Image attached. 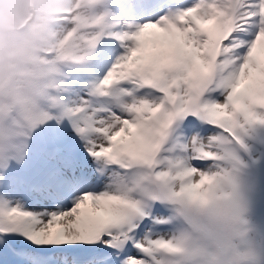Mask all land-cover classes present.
Listing matches in <instances>:
<instances>
[{
  "label": "rangeland",
  "instance_id": "374dc122",
  "mask_svg": "<svg viewBox=\"0 0 264 264\" xmlns=\"http://www.w3.org/2000/svg\"><path fill=\"white\" fill-rule=\"evenodd\" d=\"M39 1L36 0L37 3ZM97 1V14L113 9L112 0ZM137 1L124 4L130 8V11L126 16L127 22L123 26L125 31L126 28L131 27L130 25L136 27L135 32L141 35V39H132L134 41L131 40L132 43L126 45L125 48L118 47V52L112 50L109 52L103 47L101 49L87 44V38H92L97 30L95 29V31L93 28L80 30L78 28L82 18L85 20L90 18L89 12L85 8V0H79L74 11L68 18H65L67 21L59 20L53 24L51 28L52 51L44 53L41 50L40 41L32 34L27 33L42 27L46 22L47 15L41 11H33L31 18L26 21V18L20 13L11 12V7L7 10L6 5L9 0H0V65H4V70L0 74V264H15L12 255L24 257V264H77L78 261H81L79 259H85L82 260L85 262L84 264L116 263V257L118 259L121 250L125 248L123 246L127 236L133 235L130 224L134 219V214L127 208L126 200L133 193L139 192L142 182L144 184L148 182L149 185L152 182L156 183L154 173L157 165L155 160L159 156L158 154L164 152L165 146V143L162 144L165 140V138L162 139L164 135L162 130L160 127L154 128L155 134L151 143L155 145L151 147V159L147 163L131 154L122 136L113 139L112 131L115 132L118 128L108 125L109 120L105 118V115L100 119L97 118L96 128L94 131L92 130L95 132L94 136L92 137L91 132L89 137L82 138L80 133L71 126L64 127L66 120L61 117L60 103H57L59 96L54 90V85L60 84L62 88L67 89L66 93H62L61 96L64 99L65 97L66 99L70 98L69 105L77 106L84 96L81 95L83 92L81 82L75 83L77 78H71L75 69L86 66L88 72L93 71L96 74V70L99 72L104 66L105 72L101 78L108 93L115 92L119 88L126 91L133 90L135 87L145 84L146 79L153 81L156 85L154 75L157 69V72L162 70L166 76L167 84H169L166 85L170 91L175 88L174 81H178L181 88V101H185L184 104H187L192 100L191 90L196 86L197 65L200 64L203 72L211 68L210 61L217 41L214 35L204 32L202 26L194 22L186 20L183 24H189L192 29V34L188 38L183 37V32L176 24L173 26L175 30L171 33L168 30L169 24L174 23L175 12L183 15L186 11L183 8L188 6L187 3L198 1L190 9L197 5L195 6L197 10L195 16L199 18L203 16L205 20H208L212 14H217L218 8H220L217 7L218 4L228 7L229 3V0H217V2L214 0L215 5H213L207 3L212 0H202L203 2L188 0L187 3L179 5L177 8L179 11H177V9L169 10L174 8L173 6L154 0L152 3L162 4L158 14L155 13L157 7L146 8L149 2L146 4L144 0ZM134 5L137 9L133 7ZM140 6L145 7L139 9ZM167 10L169 11L167 16L163 17ZM245 10L242 8L240 12L244 13ZM206 12H210V16L205 17ZM225 16H222L217 22L221 28L227 22V16ZM209 21L211 22V19ZM23 24L27 26L22 28ZM179 35H181V39L178 38ZM173 39L185 47L184 57L180 63V65L182 63L184 65L178 67L174 74L170 72V42ZM221 43V55L217 60L218 69L223 68L229 59L233 58V54L230 52L232 44L224 40ZM69 44L73 45L72 53L69 56L82 57L83 64L73 65L65 57V54L72 49L67 48ZM248 47L249 45L244 49V53L250 52L251 48ZM75 60L77 58H74ZM259 60L260 66H255L244 77L246 79L243 78L248 96L254 98V100L247 99L250 103L252 101L264 103V57ZM79 63H81L80 60ZM102 64L105 65L102 68L99 67ZM157 72V82H159L160 77ZM82 78L81 81L85 85L91 81L90 75ZM172 80L174 84L172 82L170 85ZM8 88L9 91H6ZM114 101H116L117 110L124 108L119 98H114ZM161 103L162 99L158 96V99L155 100V107H159ZM88 113H91V110H88ZM144 118L146 119V116L142 115L126 119H130L134 124L144 121ZM53 121L57 122V130L61 129L60 133L52 130L50 123ZM214 122L215 120L211 123L221 132L230 136V128L217 126ZM245 127L250 128L249 132L254 135V140L258 144L262 140L264 141L262 133L257 128L239 123L240 131L246 132ZM205 130V128L203 130L200 128V131ZM173 131L167 132V137L171 136ZM55 134L64 137L62 139L64 141L65 139L82 140L78 143L83 146V149L79 150L89 152L87 158L85 157L84 164L75 173L69 174L68 167L63 169L64 164L52 157L53 153L50 148L52 145L49 142L52 141ZM59 136L57 137L59 138ZM74 136L78 139H75ZM106 136L111 139L106 140ZM181 137L172 135L171 141L174 147L178 148L183 145L184 138ZM169 140L167 138L168 143ZM108 146L111 148L107 153ZM111 156H115V158L109 159L108 157ZM176 160L177 158L174 156L172 161L175 163ZM60 170L63 172H59ZM49 182L60 187V190L57 191L59 196L50 189ZM262 189L264 190L263 187ZM155 200L152 204L153 208L154 205H167L162 207H168L173 203L167 197H157ZM263 209L264 207H258L255 204L247 208L245 213L250 216L248 219L244 217V214H242L243 216L235 215V219H233L234 216L231 219L225 216L216 218L214 222L212 221V225L210 223L211 230L216 234L222 232L225 234L226 240L221 243L216 238L214 239L215 255L210 256L207 250L197 247L195 250L178 254V258L174 259L172 264H264ZM154 212L156 213L153 219L164 217L166 213L164 209L161 214L157 213L158 211ZM179 214L195 233L209 237L215 235L210 234L211 232H208L203 224L188 215L184 209L179 210ZM146 219L148 220V218ZM71 223H77L80 226L68 230L61 237H59L61 232L55 234L58 227H67ZM148 224H144V231L152 232L150 231L152 228L155 230ZM39 229L54 233L53 235L48 234L50 246L54 247L50 250L42 247L40 251L31 252L26 246L27 239L30 234V237L32 235L33 239L40 243L38 239H44V235L39 232ZM250 232L257 233L259 241L261 240L260 242L263 244L262 247H259L261 250L251 248L244 243ZM137 238L139 242V237L137 236ZM238 242L250 252L240 247ZM99 243L109 245L100 248ZM139 247L128 248L126 254L120 257L119 262L143 259L146 255ZM44 251H49L51 254L50 261L45 258V254L42 253Z\"/></svg>",
  "mask_w": 264,
  "mask_h": 264
},
{
  "label": "bare ground",
  "instance_id": "6f19581e",
  "mask_svg": "<svg viewBox=\"0 0 264 264\" xmlns=\"http://www.w3.org/2000/svg\"><path fill=\"white\" fill-rule=\"evenodd\" d=\"M144 1L146 4L149 2L146 8L157 7L155 13H160L162 4L152 3L154 0ZM213 1L207 3L215 5ZM215 1L217 2V0ZM185 2L187 3L188 0H185ZM197 2L187 3L188 6L183 8L186 11L181 15L179 21L176 20V16L180 14L175 12L173 26L176 24L181 32H183V37L188 38L192 34V29L189 24L183 25L185 21L201 25L202 30L210 33V35H214L217 41L212 57H215L217 52H221V41L224 40L232 44L230 52H232L233 58L229 59V62L220 69L217 68L218 61L212 59L211 68L206 70V72L201 70L200 64L197 65L196 86L191 90L193 97L189 103L184 104L185 101H181V95L177 94V91L180 90L177 80L174 81L176 94H171V91L168 89L169 87L166 85V76L162 70L157 72L161 81L159 79L156 85L153 81H147L146 79L145 84H141V86L135 87L133 90L129 89L126 91L123 88H119L115 92L108 93L101 78V75L105 72L103 66L105 64L99 66L101 68L103 66V68L99 72L96 70V74L93 71L88 72L86 66L75 69L71 78H77L74 81L75 83L77 81L81 82V89L83 91L81 95L84 96L77 106L69 105L68 101L70 98L66 99L65 97L64 99L61 96L62 93H66V90L60 84L54 85V90L59 96V99L56 100L57 103H60L59 111L62 115L61 117L66 120L65 125L71 126L75 131L80 133L82 138L89 137L91 132L93 137L97 118L100 119L105 115V118L109 120L107 124L118 128L115 132L112 131L114 135L113 139L122 136L131 154L134 157H139L144 163L151 159L150 150L155 145L151 143V140H153L152 137L154 138L155 127H160L162 130V134H164L162 139L165 138L166 140L167 130H175L172 134L173 137L179 135V137L182 136V139L184 138L183 145L178 148L174 147L171 141L172 135L168 136V139H170L169 143L164 140L162 143H165L164 152L158 154L159 156L155 160L157 165L154 173L156 183L152 182L149 185L148 182L146 184L142 182L141 187L139 186V192H135L132 196L127 197V208L130 211L132 210L134 214V219L130 224L133 235L127 236L123 246L125 248L121 250L118 259L116 257V263L112 262L111 264H172V261L178 258V254H182L188 250H195L197 247L207 250L210 256H213L215 255L214 239L216 238L222 243V241L226 240V236L222 232L217 234L213 232L210 223L212 225L216 218L222 216L228 219L234 216L233 219H235V215L244 214V217L248 219L250 216L248 213H245L247 212V208H250L254 204L258 205V207H264V190L262 189V187L264 188V141L262 140L258 144L254 140V135L249 132L250 128L245 127L247 129L246 132L240 131L239 128V123L251 125L253 128H257L262 133V138H264V103H258L257 101L248 102L247 99L254 100V98L248 96L246 85L243 82V78L255 66H260L259 59L264 57V0H229L228 7L217 5V7H220L217 14L210 16V12H206L204 16L207 17L209 15L210 18L208 20H205L203 16L200 18L195 16L197 11L195 6L197 5H194L190 9ZM78 3L79 0H40L38 3L36 0H19L18 2L16 0H9L6 7L7 10L11 7V12L13 13H20L26 18V21L31 18L34 12L41 11L47 15L46 24L43 23L44 25L42 24L43 26L38 30L27 33L32 34L34 38L38 39L41 43V50L47 53L53 44V34L51 31L54 24L53 21L58 18H68ZM119 4L112 2L113 9L107 12L105 16H113L124 25L127 22L126 16L130 8L125 5L123 6V3ZM97 6V0H85V8L89 12L90 18L89 20L82 18L79 23H87L95 19L99 15L97 14ZM133 7L137 9L135 5ZM142 7L145 6H140L139 9ZM175 7L169 10H175L179 6L176 5ZM242 8L246 9L244 13L240 12ZM62 11L68 12L61 13ZM177 11L179 10L177 9ZM168 12L167 10L163 17L167 16ZM225 15L227 16V22L221 28V25L217 24V22ZM210 19L211 22L209 21ZM112 21V18H102L101 25L114 31ZM93 24L98 25L97 20ZM130 26L129 28L134 27L133 25ZM129 28H126V35L121 34L118 28L116 29V36L114 38H117L122 43L118 47L125 48L126 45L132 43V39H141V35H138L135 31H130ZM178 38L181 39V35ZM173 41L170 42V72L174 74L178 67L180 68L183 64L180 65L184 57L185 47L176 43L175 39ZM112 43H114V40H111ZM247 45H249L248 48H251V50L249 53H244ZM102 47L104 48L105 45H102ZM105 49L109 50L108 48ZM74 56V58L82 60V57L78 55ZM80 64H83V60ZM88 68L90 69L91 67ZM3 70L4 65L2 64L0 65V74H2ZM87 75H90L89 79L91 81L85 85L81 80L83 79L82 77H86ZM95 81L99 83L101 88L98 96L96 95L97 87L91 85ZM6 91H9V88ZM158 96L161 97L162 103L159 107H155V100L158 99ZM114 98H119L122 107L124 105L123 109H116ZM88 110H91V113H88ZM142 115L146 116V119L144 118L145 120L143 119L144 121L140 123L132 124L130 119H126ZM56 117L58 118V116ZM171 120L173 124H171ZM214 120L217 126L230 128V136H227L218 127L213 125L211 122ZM50 126L58 128L54 122L50 123ZM200 128L202 130L205 128L206 130L200 131ZM104 129L106 130V127ZM63 138H55L52 142V147L54 146L53 148H55V144L63 146L77 142V140L65 142L62 140ZM74 138L78 139L75 136ZM110 139L106 136V140ZM110 148H106L108 149L107 153ZM77 151L79 154L71 156L68 160L67 167L69 174L71 172L75 173L84 164V159L82 158L87 150L80 151L77 149ZM174 156L177 158L175 163L172 161ZM108 158L114 159L115 156ZM74 166L75 168H73ZM50 189L52 190L51 187ZM54 193L58 194L56 191ZM157 197H167L173 203L168 207H162L167 205H154L155 207L153 208L152 204L156 201ZM163 209L166 212L165 216L153 219L156 213L154 211H158L157 213L160 212L161 214ZM181 209H184L188 215L194 217L197 222L203 224L205 229L211 232L210 234H215V237L202 236V234L195 233L190 229L189 225L183 221V218L179 214V210ZM146 223L153 226L155 230L152 228L150 230L152 232L144 231L143 226ZM79 226L80 224L77 223H71L63 228L60 226L57 228L55 234L61 232L59 235L61 237L68 230ZM39 232L44 235V239H38L43 248L47 250L53 248L54 246H50L48 234L53 235L54 233L52 231L47 232L44 229H39ZM249 234L248 237L246 236L247 239L244 243L251 248L262 247L263 244L260 242L261 240L259 241L257 233L250 232ZM137 236L139 237L138 246L142 248L146 256L141 260L119 262L121 260L120 257L124 256L128 248L131 247L129 241H137ZM31 237L33 238L32 235ZM239 242L238 245L240 247L250 252ZM99 244L100 248L109 245L106 243ZM28 245L35 247L38 243L33 240L29 241ZM47 253H45L46 258H51V255ZM12 256L15 264H24V257L20 255ZM79 260L81 261H78L77 264L85 263L82 262L85 259Z\"/></svg>",
  "mask_w": 264,
  "mask_h": 264
}]
</instances>
